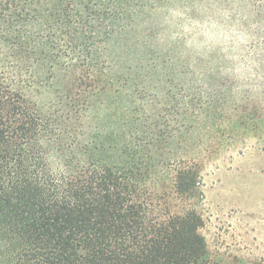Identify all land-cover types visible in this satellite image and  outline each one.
<instances>
[{"label":"trees","instance_id":"1","mask_svg":"<svg viewBox=\"0 0 264 264\" xmlns=\"http://www.w3.org/2000/svg\"><path fill=\"white\" fill-rule=\"evenodd\" d=\"M233 1L0 0V264H264L198 209L205 160L264 144V0Z\"/></svg>","mask_w":264,"mask_h":264},{"label":"rangeland","instance_id":"2","mask_svg":"<svg viewBox=\"0 0 264 264\" xmlns=\"http://www.w3.org/2000/svg\"><path fill=\"white\" fill-rule=\"evenodd\" d=\"M168 15L175 18L180 12L169 8ZM218 15L226 17L229 13L216 11L212 16ZM184 29L189 31L186 26ZM203 31L207 40L228 44L229 34L223 25H205ZM53 96V91H43L35 98L43 103ZM173 119V113L166 118L170 128ZM200 185L203 199L198 209L204 218L201 232L210 249L264 258V144L248 137L244 142L222 145L217 156L204 161Z\"/></svg>","mask_w":264,"mask_h":264}]
</instances>
